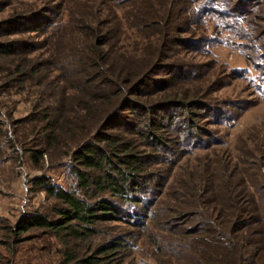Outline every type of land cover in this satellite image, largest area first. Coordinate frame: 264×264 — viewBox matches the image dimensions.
Returning a JSON list of instances; mask_svg holds the SVG:
<instances>
[{
  "label": "trees",
  "instance_id": "16d2710c",
  "mask_svg": "<svg viewBox=\"0 0 264 264\" xmlns=\"http://www.w3.org/2000/svg\"><path fill=\"white\" fill-rule=\"evenodd\" d=\"M74 2L82 11L64 2L0 18L2 90L34 95L9 129L0 121V134L31 165L47 155L73 174L67 186L49 173L31 176L51 200L19 211L9 237L33 227L51 232L63 241L57 264H136L138 239L155 264H264V138L250 133L231 148L212 147L226 143L205 120L229 125L239 114L187 92L197 63L181 56L221 41L212 32L219 26L241 36L249 11L229 0ZM64 16L75 34L67 41ZM24 32L42 39L17 36ZM44 67L56 71L53 79L38 72ZM259 69L253 80L244 67L236 71L263 96ZM48 84L58 90L46 100ZM111 220L136 231H106L100 223Z\"/></svg>",
  "mask_w": 264,
  "mask_h": 264
},
{
  "label": "rangeland",
  "instance_id": "374dc122",
  "mask_svg": "<svg viewBox=\"0 0 264 264\" xmlns=\"http://www.w3.org/2000/svg\"><path fill=\"white\" fill-rule=\"evenodd\" d=\"M229 1L234 2L235 8L249 11L247 17L251 18L250 25L244 22L239 25L243 29L242 35L237 37L231 31L229 32L227 26L222 28L219 26L216 28L218 30H212V32L219 33L222 37L221 41L211 42L207 45V49L182 51L184 55H181L183 59L197 63V66L192 68L190 79L183 84L187 92L199 93L202 100L213 102L220 108H227L229 111L234 110L239 114L229 125L219 122L211 123L205 117L207 118L205 120L206 126L212 130L218 139H221L222 143L227 144L212 146L218 148L225 146L231 148L241 143L250 133H257L264 138V95L258 96L255 87L252 85V80L257 75V71L262 68V64L264 65V0ZM64 2L67 4L69 2L68 6L75 8L76 13L82 11L81 4L74 2V0H2L0 18L9 15L14 9L40 11V8L48 4H62ZM97 6L104 8V3L97 2ZM87 9V7L84 8V10ZM100 9L103 10V13H100L99 17L103 15L104 18L106 11ZM79 15L82 16L83 14ZM253 15L254 17H252ZM69 20L67 21L66 16L63 17L64 27L62 29H65L67 33L62 39H66V41L71 40L75 35L69 33L73 19ZM17 36L34 41L42 39V35L39 33L24 32ZM131 38L132 36L126 39L128 43ZM124 41L122 39L121 42L124 43ZM112 42L118 45L120 39H114ZM145 48L147 49L146 46ZM73 50L78 51L79 49ZM34 53L38 57L46 55L43 46L38 47ZM254 62H257L258 66H255L257 64ZM239 67H244L252 80L237 75L236 69ZM49 68H40L38 72H44L48 79H53L56 71ZM0 84V121H2L1 126L4 129H9L10 121L13 118L29 111L30 98H33L34 95L26 94L25 91H16L15 88L17 87L15 86L4 91L2 90V82ZM33 87L40 90L38 85ZM42 88H50V90L46 89V92H50L45 94L44 99L56 97L58 89L55 86L48 84V87ZM176 112L174 119L178 118ZM200 112H203V109ZM6 140L4 135L0 134V264H57L60 259V246H63V241L57 236H53L51 232L45 229L33 227L22 232L16 241H12L7 228L12 224L19 211L34 208L44 209L51 200L50 198L46 199L44 192L32 185L31 176L49 173L55 182L67 186L72 182L73 174L69 173L64 165L50 163L47 155L43 156L39 166L31 165L27 152H23L18 145H8L9 142ZM194 152L200 153L201 151ZM190 162H193L192 158L184 161V164ZM100 224L105 225L103 228L106 227V224L109 225L108 229L105 230L111 232H118L123 228L136 231L135 227L120 221H102ZM139 241L140 239L135 241L136 246L131 248L134 262L138 264V261L143 258L147 264H155L149 255L150 252ZM83 243L87 244L86 241ZM178 260H180L178 261L179 264H185L182 258Z\"/></svg>",
  "mask_w": 264,
  "mask_h": 264
}]
</instances>
